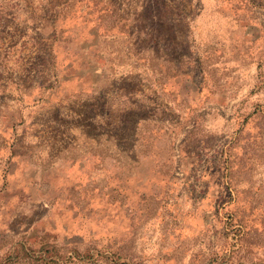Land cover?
<instances>
[{
    "label": "rangeland",
    "instance_id": "rangeland-1",
    "mask_svg": "<svg viewBox=\"0 0 264 264\" xmlns=\"http://www.w3.org/2000/svg\"><path fill=\"white\" fill-rule=\"evenodd\" d=\"M0 264H264V0H0Z\"/></svg>",
    "mask_w": 264,
    "mask_h": 264
}]
</instances>
